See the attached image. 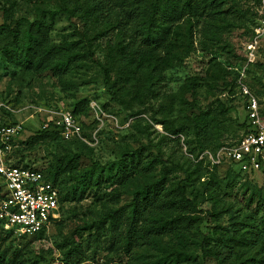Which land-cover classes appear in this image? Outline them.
Segmentation results:
<instances>
[{"label": "rangeland", "instance_id": "374dc122", "mask_svg": "<svg viewBox=\"0 0 264 264\" xmlns=\"http://www.w3.org/2000/svg\"><path fill=\"white\" fill-rule=\"evenodd\" d=\"M53 2L0 0V124L20 126L12 161L46 167L78 155L79 163L61 165L60 222L37 234L0 231V256L7 264H236L254 256L253 245L217 247L215 238L247 228L242 184L264 196V161L244 172L222 153L247 123L250 96L264 121V0H201L191 9L178 0L171 28L140 61L118 41L117 25L89 14V0L52 18ZM38 17L45 29L26 64L12 55H23L24 31ZM67 111L80 133L66 137L55 122ZM200 116L206 124L196 128ZM40 130L47 133L29 139ZM92 161L103 175L80 197L79 175ZM156 183L166 199L184 188L194 207L182 210L196 217L189 230L155 233L142 217L130 224L134 192ZM206 249L220 253L206 257Z\"/></svg>", "mask_w": 264, "mask_h": 264}, {"label": "trees", "instance_id": "16d2710c", "mask_svg": "<svg viewBox=\"0 0 264 264\" xmlns=\"http://www.w3.org/2000/svg\"><path fill=\"white\" fill-rule=\"evenodd\" d=\"M50 2L51 0H43ZM55 10H46L50 17H54L56 14L66 12L72 14L78 9V0L71 2V0H53ZM201 0H183L182 8L191 9L196 4H199ZM72 3V6L67 8V4ZM178 0H89L87 11L91 16H94L102 23L111 27H116L117 39L120 42H126V48L131 50L134 56V60L140 59L141 56L152 52L159 46L160 40H162L171 28L172 19L174 17ZM115 23V24H113ZM0 28H3L0 26ZM45 26L40 17L34 19L32 22H28V26L24 31V39L26 40V47L22 50L23 55H15L14 59H22L26 64L33 62V55L36 52L37 44H40L42 39L43 30ZM10 35L13 34L11 29ZM22 46L19 47L21 49ZM6 51L7 48L5 49ZM51 51L50 49L46 52ZM130 53V54H131ZM140 61V60H139ZM37 65H40V61H36ZM68 60H62L59 65L66 66ZM113 85H109V89L113 95V98L118 99L119 93L117 88H112ZM203 117L200 116L195 121L194 126L200 128L205 126ZM243 130L246 129L244 122ZM174 133H178V130H173ZM47 130H40L38 134H34L29 139L35 140L44 136ZM241 134L238 136L240 138ZM237 138V139H238ZM235 139L234 142L237 140ZM6 159L15 165H31L29 163H23L21 159L17 162L12 161V158L6 153ZM138 159V157H137ZM130 160L132 157L130 156ZM66 163V166L75 168L79 163V156H62L58 158L55 164H48L44 167L46 177H48L59 189V211H60V198L61 190L59 186V174L62 170V163ZM125 163L121 162L118 170H124ZM101 166L96 161L91 162V166L87 168L83 173L79 175L78 183L76 185L79 190V196L82 197L83 193L87 191L91 186H97L100 183L103 175ZM243 185V193L241 196L242 202L250 207V214L248 216L247 228L243 229L238 234H227L222 231H218L219 236L215 238L217 247L231 248L233 245L241 246H255L256 251L254 256H249L236 264H264V196L259 190L246 185ZM162 184L156 183L149 187L141 188L133 194L132 199V218L131 225L134 223L136 217H142V220L150 222L149 231L169 233L174 231L176 227H182L188 229L191 223H193L196 217L192 213H185L182 209L194 207L192 200H189L184 193V188L178 187L177 198H165V193L162 192ZM1 192V182H0ZM170 207H178L180 211L178 215L174 216L169 213ZM150 213L145 215V213ZM219 212H212V216H217ZM61 215V213H60ZM60 222V218L53 224ZM131 227V226H130ZM131 229V228H130ZM43 231V230H42ZM42 231L38 232L41 233ZM179 232V230L175 231ZM182 235V236H183ZM72 247L70 251H74L77 246V242L72 241ZM220 246V247H221ZM219 250H205L206 257L213 258L219 254ZM0 264H7L4 257L0 256Z\"/></svg>", "mask_w": 264, "mask_h": 264}, {"label": "built area", "instance_id": "2783aa9c", "mask_svg": "<svg viewBox=\"0 0 264 264\" xmlns=\"http://www.w3.org/2000/svg\"><path fill=\"white\" fill-rule=\"evenodd\" d=\"M264 30V20L261 21ZM246 129L233 144L222 149L242 171L258 170L264 161V121L259 118L257 101L248 99ZM67 137L79 134L80 126L70 112L55 122ZM20 130L18 124H0V231L37 234L60 218L59 189L44 167L15 165L6 159L10 141Z\"/></svg>", "mask_w": 264, "mask_h": 264}]
</instances>
